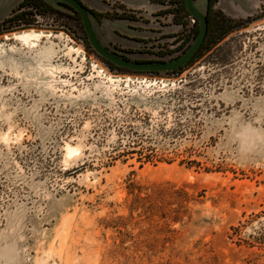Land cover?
I'll return each mask as SVG.
<instances>
[{
    "label": "rangeland",
    "instance_id": "rangeland-1",
    "mask_svg": "<svg viewBox=\"0 0 264 264\" xmlns=\"http://www.w3.org/2000/svg\"><path fill=\"white\" fill-rule=\"evenodd\" d=\"M58 9L0 31V264H264V10L145 74Z\"/></svg>",
    "mask_w": 264,
    "mask_h": 264
},
{
    "label": "flooded vegetation",
    "instance_id": "flooded-vegetation-1",
    "mask_svg": "<svg viewBox=\"0 0 264 264\" xmlns=\"http://www.w3.org/2000/svg\"><path fill=\"white\" fill-rule=\"evenodd\" d=\"M75 1L91 12L101 26L111 25L114 28V35L119 40L111 42L112 48L108 47V50L127 62L152 65L175 60L179 58V55L169 60L166 58L180 51L184 53L187 46L190 45L189 43L199 32V22L187 10L185 0H136V4L140 6L122 0H101L97 9L90 8L82 0ZM260 1L262 2L260 11H263L264 0ZM223 2L227 3V0H209L208 30L209 27L215 25L217 20H232L227 17L224 10L215 8ZM55 4L58 8L68 10L73 14L72 18L80 24L83 44L91 51L80 13L65 2L58 1ZM58 8L45 0H22L14 10L15 14L0 24V31L11 30L14 28L13 26L20 24V27L26 24L30 28V18L39 15L48 13L63 15ZM233 24L243 25L240 20H233ZM12 31L14 30L10 32ZM152 47L157 48L158 53L150 51ZM104 62L111 68H117L120 72L129 71L118 68L108 61ZM181 69L169 74H177ZM145 74L159 73L148 72Z\"/></svg>",
    "mask_w": 264,
    "mask_h": 264
},
{
    "label": "water",
    "instance_id": "water-1",
    "mask_svg": "<svg viewBox=\"0 0 264 264\" xmlns=\"http://www.w3.org/2000/svg\"><path fill=\"white\" fill-rule=\"evenodd\" d=\"M22 0H0V24H2L6 19L12 17L14 10L18 7ZM55 7L58 1L65 2L72 6L77 12L80 13L82 18V23L86 31L88 41L93 53L103 61H108L118 68L129 70L132 72H157L159 74H169L182 67L188 65V63L194 58V56L201 49L207 32H208V21L207 12L209 9V0H185V5L190 14L196 18L199 22V32L191 44L187 46L184 53L179 55V58L168 61L163 64H135L133 62H127L119 57L115 56L109 48H112L110 42L118 41L119 39L114 35V28L112 26L103 27L94 17V15L89 12L86 8H83L75 0H45ZM124 2H129L132 5H137L136 0H122ZM237 2V8L230 11L228 1L218 4L217 8L224 10L225 14L229 19L241 20L243 18H249L257 13H259L261 8L260 0H234ZM90 2V8L97 9L101 0H88ZM110 69V68H109Z\"/></svg>",
    "mask_w": 264,
    "mask_h": 264
},
{
    "label": "trees",
    "instance_id": "trees-1",
    "mask_svg": "<svg viewBox=\"0 0 264 264\" xmlns=\"http://www.w3.org/2000/svg\"><path fill=\"white\" fill-rule=\"evenodd\" d=\"M207 15H208V12H207ZM230 23H232V24H230ZM23 25L27 26L26 24H23ZM237 27H238L237 25L233 24V20H217L213 27L212 26L209 27L205 41H204L201 49L199 50V52L196 54V56L193 58V60L188 64V66L181 69L179 71V73H182L185 69L189 68L190 66H192L196 62L200 61L204 56H206L208 53H210L215 47H217L219 44H221L231 33H233V31ZM108 67L110 68V70L119 72V70L117 68H111L110 66H108ZM179 73H177V74H179ZM148 159H149V157H148ZM193 164H196V162H193Z\"/></svg>",
    "mask_w": 264,
    "mask_h": 264
},
{
    "label": "bare ground",
    "instance_id": "bare-ground-1",
    "mask_svg": "<svg viewBox=\"0 0 264 264\" xmlns=\"http://www.w3.org/2000/svg\"><path fill=\"white\" fill-rule=\"evenodd\" d=\"M33 32V31H32ZM41 36V34H36V33H28V34H24V35H15L14 38L16 40L22 41L24 43H27L29 41H31L32 38H37L39 39ZM68 153H74L76 151V148H73L71 146H68Z\"/></svg>",
    "mask_w": 264,
    "mask_h": 264
},
{
    "label": "clouds",
    "instance_id": "clouds-1",
    "mask_svg": "<svg viewBox=\"0 0 264 264\" xmlns=\"http://www.w3.org/2000/svg\"><path fill=\"white\" fill-rule=\"evenodd\" d=\"M258 143L260 145V148H261V155H264V134H262L259 139H258ZM247 152L249 153H253L255 151V149L253 148L252 146V143L249 142L246 149H245Z\"/></svg>",
    "mask_w": 264,
    "mask_h": 264
},
{
    "label": "crops",
    "instance_id": "crops-1",
    "mask_svg": "<svg viewBox=\"0 0 264 264\" xmlns=\"http://www.w3.org/2000/svg\"><path fill=\"white\" fill-rule=\"evenodd\" d=\"M228 1V5H229V9L230 11L234 12V9L237 8V2H235L234 0H227ZM254 1V0H251ZM262 4V3H261ZM137 6H140L139 4ZM261 6V5H260ZM99 7V6H98ZM111 25H108V27H110ZM115 42V41H113ZM111 43V42H110Z\"/></svg>",
    "mask_w": 264,
    "mask_h": 264
}]
</instances>
